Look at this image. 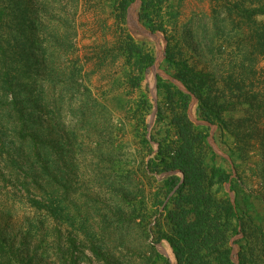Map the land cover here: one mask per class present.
Returning <instances> with one entry per match:
<instances>
[{"label": "trees", "instance_id": "trees-1", "mask_svg": "<svg viewBox=\"0 0 264 264\" xmlns=\"http://www.w3.org/2000/svg\"><path fill=\"white\" fill-rule=\"evenodd\" d=\"M134 1H116L117 21ZM77 2L0 0V264H93L87 251L97 264H126L114 251L137 240L150 241L146 264H172L155 249L161 241L175 264H233V244L237 264H264L259 215L208 140L215 126L241 163L261 160L264 176V93L252 89L256 60L264 61V0L221 1L211 24L184 28L183 45L167 31L176 20L170 3L139 0L141 24L164 35V72L184 90L157 75L161 100L154 106L144 85L155 62L151 43L117 39L127 86L137 93L129 114L138 158L79 82L72 59ZM232 37L242 44L218 64ZM79 131L97 160L88 174L80 173ZM151 180L156 189L147 197Z\"/></svg>", "mask_w": 264, "mask_h": 264}, {"label": "rangeland", "instance_id": "rangeland-1", "mask_svg": "<svg viewBox=\"0 0 264 264\" xmlns=\"http://www.w3.org/2000/svg\"><path fill=\"white\" fill-rule=\"evenodd\" d=\"M116 1L117 0H78L75 7L76 12L73 24L75 31V36L73 38L75 53L72 59H76L81 68V78L79 82L91 91L92 97L96 99L100 105L106 107L107 118H109L114 127L119 128V132L117 133L118 140L125 144L126 150L131 154V157L138 158L137 149L139 146L133 136V120L129 114V110L133 107L137 93L136 90L132 91L127 86L124 77V71L126 69L124 61L114 50L117 39L129 34L136 39L146 40L151 43V47L155 53V60L158 61L157 70L154 71L152 68L147 70L144 85L148 89L149 98L154 106L157 101L161 100V96H158L156 91L155 75L163 79H169L177 86L178 83L164 72L165 66L162 62L166 44L164 35L157 32L156 38H153L138 27L140 25L143 26L138 17L140 2L135 6L134 11L132 8L134 2L130 5L125 21L122 22L117 21L114 17L113 11ZM167 1L170 3V6H172V12L176 13L175 24L166 25L168 34H174L176 32V38L183 45L185 41L183 37L184 28L187 27V29H192V32H195L200 24H211L213 10L220 9L222 4L221 1L223 0ZM235 23L237 25L238 22ZM173 27L175 29H173ZM230 28L231 25L228 26L227 31H229ZM193 39L195 40L194 36ZM240 44L242 43L237 37L230 38L228 41L229 52L227 54H216L215 56V60H217L218 64L226 63L230 56L234 54V51H238L237 45L239 46ZM183 53L186 58L192 60L191 54H187L185 49ZM197 61L198 60H196V62ZM254 69L255 75L252 80V89L253 91L264 93V61L261 58H257ZM195 109L196 101L192 100L190 109V116L192 119L196 118ZM147 124L149 130L155 126V118L153 115L147 118ZM78 136L83 141L85 139L81 150L82 155L79 157L81 160L80 173L88 174L93 168L90 166V163H96L97 160L90 154L91 147L89 141H87L86 135L79 131ZM208 140L214 152L227 161L220 162L219 160L218 163H223V166L228 173L232 175L233 179L236 177L238 178L240 185L238 186L237 183L234 184L236 190L240 197L245 195L246 198H248L252 209H254L255 215H259V223H261L264 229V176L261 172V160L258 157H254L250 161L241 163L235 155L231 154L228 146L221 143L219 133L216 131L215 126L210 127V136ZM153 148L155 149L156 145H153ZM164 176L165 175L155 174L158 181L163 179ZM150 182L151 185L145 181L147 197H150L156 189V184L152 182V180ZM226 190L229 191L233 199L235 193L234 191H230L229 184L226 185ZM148 201L149 200H147V202ZM150 222L151 224L149 226L152 227L154 222L152 219ZM239 237L240 236H237L234 239ZM148 242L150 243V241L144 242L137 240L135 243H130L128 245L129 250L127 251H122L120 249L115 250V257L125 259L127 261L126 264H146L147 258H149L152 253L151 249L147 247L146 243ZM163 247H169L165 241H161L159 244L155 245V249L160 255L168 258L172 264H175L174 257L171 258L169 255H166L162 250ZM232 248L233 264H237L235 255L239 246L238 244H233ZM87 255L93 260V264H97L88 251ZM156 264L163 263L162 261H158Z\"/></svg>", "mask_w": 264, "mask_h": 264}, {"label": "water", "instance_id": "water-1", "mask_svg": "<svg viewBox=\"0 0 264 264\" xmlns=\"http://www.w3.org/2000/svg\"><path fill=\"white\" fill-rule=\"evenodd\" d=\"M138 3H139V0H135V1H134L133 5H132L133 11H134L135 6H136ZM138 27H139L140 30H142L144 33H146V34L149 35L150 37L156 38V33H152V32H150L149 30H147L145 27H143V26H141V25L138 26ZM157 63H158V61L155 60L153 66L151 67L154 71L157 70ZM155 78H156V75H155ZM176 83H178V86H179L180 89L184 90L183 87H182V85H181L179 82L176 81ZM190 109H191V104H190V106H189V113H190Z\"/></svg>", "mask_w": 264, "mask_h": 264}, {"label": "bare ground", "instance_id": "bare-ground-1", "mask_svg": "<svg viewBox=\"0 0 264 264\" xmlns=\"http://www.w3.org/2000/svg\"><path fill=\"white\" fill-rule=\"evenodd\" d=\"M162 250H163V252H164L166 255H169L171 258H173V254H172V252H171V250H170L169 247H163ZM174 263H175V261H174Z\"/></svg>", "mask_w": 264, "mask_h": 264}]
</instances>
